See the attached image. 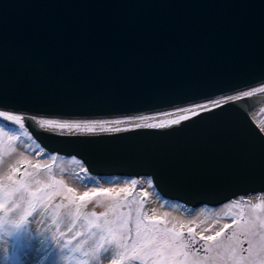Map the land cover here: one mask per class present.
I'll list each match as a JSON object with an SVG mask.
<instances>
[{
    "label": "water",
    "instance_id": "1",
    "mask_svg": "<svg viewBox=\"0 0 264 264\" xmlns=\"http://www.w3.org/2000/svg\"><path fill=\"white\" fill-rule=\"evenodd\" d=\"M262 81L264 0H0L1 107L125 115ZM263 100H229L164 128L25 127L92 174L147 175L166 198L218 205L264 191V133L249 114Z\"/></svg>",
    "mask_w": 264,
    "mask_h": 264
},
{
    "label": "rangeland",
    "instance_id": "2",
    "mask_svg": "<svg viewBox=\"0 0 264 264\" xmlns=\"http://www.w3.org/2000/svg\"><path fill=\"white\" fill-rule=\"evenodd\" d=\"M223 102L217 103V105ZM264 100L253 109H257L253 111L254 121L260 126V128L264 131ZM216 105V106H217ZM212 106H203L196 107L193 109L187 110L185 113L180 115L168 116L161 119H145L140 121L139 125H151V124H159L163 123L166 126L171 124L173 120H181L182 117H190L193 116V113H197L201 110L208 109ZM4 119L0 117V128H4L5 132L8 135H0V186H3L5 189L12 187V182L7 180L9 175L13 176L14 180L24 179L26 181H32L34 179L40 180L43 183H50L54 178L57 181H63V185H55L56 189L61 191L64 190V185L67 187L73 188L75 190L74 195L79 196L84 192H91L97 188L105 189L101 187L102 181L105 182H118V181H129V185H115L112 189L113 194L112 197L106 196H98L94 198L91 202H85L82 207V212L90 213L95 211L96 213H101L107 210L110 204L116 203L119 204L118 208L119 213H128L131 212L132 221L134 223L135 218L137 216V209H140L141 215L147 214L149 217H157L162 218V222L160 223L161 227H169L171 228L172 223H168L165 221L166 219L160 215H152L151 212L147 209L149 206V194L147 190L139 184V179L137 177L119 175V176H107V179L104 177L100 179L99 176L93 177L92 173H89L83 165V162L79 158L75 157H67L64 155L58 154H43L44 148L31 136L28 130L25 128H21L19 125L14 124L11 121L2 122ZM5 120V119H4ZM68 124V123H67ZM83 126V125H82ZM130 125L123 124L119 127H104L102 130L113 131L116 129H124ZM95 131H99L96 126H93ZM49 129L63 131L65 132H87L81 129H59L57 127H49ZM94 131V132H95ZM17 136V140H9V136ZM24 146V147H23ZM21 148L25 149L24 152L27 154H20ZM35 153H39L40 158L45 159L44 163H39L36 157L32 156ZM40 165L39 169H36L34 165ZM13 168H19L20 171L13 173ZM32 173V176L25 175L24 173ZM119 177V178H116ZM127 177V178H126ZM135 180L137 183L135 185L132 184V181ZM74 181V182H73ZM91 181L94 186L88 188L87 184ZM148 182L150 188L152 190H156L152 183L151 177H148ZM76 183V184H75ZM85 185V186H83ZM82 186V187H81ZM32 187L35 188L37 185L32 184ZM121 189H126V191H120ZM119 193L116 196V193ZM3 197V192L0 191V198ZM163 204L168 207H187L184 203L169 199L160 195ZM63 203L67 205L66 207H62L59 209L60 218L59 223L60 227L57 230L56 226L52 223V209L56 204ZM141 204L143 207L141 208ZM252 205H262L259 208H253ZM204 212L210 214L215 221L216 219L219 221V226L216 229H208V228H199L197 225H188L184 226L181 222L175 225L178 229L181 225L184 226L183 230L185 232V237H187V229L193 228L195 233H203L204 235H213L215 231H218L223 227L224 224H232L233 218H235L239 223L233 226L230 229H227V235L230 236L232 232H236L241 239H243V228L244 223L256 220L257 221V233L259 232L258 228V220L259 218H264V192L263 193H255L252 196H236V199L229 200L222 205H209L202 204L199 205ZM189 208V207H188ZM75 211V205L69 204L67 199H63L60 196L55 197L52 201L49 209L47 211H43L38 209L37 212L33 214L32 217H29L30 223L28 224V235L29 241L27 247H25L22 243L17 241L16 237H9L5 235L3 232H0V249L4 252L3 257H0V264H78L79 260L89 261V264H112L111 255L112 253H104L98 259H94L92 254V248L96 243L98 237L93 236L91 232L87 230L86 222L81 218L77 221L76 226L72 229L71 232L68 231V227L70 225L72 217L68 214L69 211ZM3 213H0L2 215ZM242 214V215H241ZM109 219H113L114 216L111 212H109ZM155 221H146V223H152ZM80 230L84 232V236L78 237L76 240H73L71 244L66 245V241L71 238V236L75 233V231ZM60 232H64L65 236H60ZM55 236L59 243L53 239ZM219 242L224 245L229 244L227 236H222L217 238ZM254 244H258L259 235H256L254 238ZM86 240L87 242L82 245L81 251H75V246L81 241ZM202 243V242H199ZM213 244L214 242H209ZM197 245H193L196 247ZM247 241L244 243V247H247ZM5 249L7 252L5 253ZM216 249H213L212 253H209V257H213L216 255ZM222 251V249L220 250ZM88 252V256H84L83 253ZM243 255H247V253H243ZM255 256V249H254ZM200 258L205 257V253L201 251L199 253ZM139 264V262H136ZM207 264H211V260L207 261ZM217 264H231V261H221L217 260ZM247 264V261L244 262Z\"/></svg>",
    "mask_w": 264,
    "mask_h": 264
},
{
    "label": "snow or ice",
    "instance_id": "3",
    "mask_svg": "<svg viewBox=\"0 0 264 264\" xmlns=\"http://www.w3.org/2000/svg\"><path fill=\"white\" fill-rule=\"evenodd\" d=\"M257 93H264V87L257 88L255 91L245 92L243 96L235 97V99H244L245 97H253ZM232 99V98H229ZM218 107L220 105H217ZM196 113H193L195 115ZM0 117H3L7 121H11L21 128L25 126L26 120H35L34 117H23L19 115H10L7 112L0 111ZM181 119L187 120L188 117H182ZM179 120H173L172 124H179ZM39 125L42 128L57 127L59 129H81L82 125L58 123L51 119H41ZM170 126V125H167ZM140 127V125H136ZM145 127L152 128H164L165 124H151L145 125ZM83 130L91 133L95 129L89 124L83 125ZM119 131V129H116ZM59 135L61 133H53ZM0 135H8L4 128H0ZM18 137L13 135L9 136V140H17ZM36 169L40 168V165H34ZM19 168H13L12 172H19ZM25 175L32 176V173H24ZM7 180L12 182V187L5 189L0 186V191L3 192V197L0 198V232H3L9 237H16L17 241L22 243L25 247L28 245V224L30 223L29 217H32L38 209L47 211L49 206L55 197L60 196L63 199H67L69 204L75 205V211H69V215L72 217L68 231L71 232L76 226V223L81 218L86 222V227L93 236H97L98 239L92 248V254L94 259H98L104 253L111 252L112 264H207L210 259L211 264H217V260L231 261V264H264V218L257 217L259 232L257 229V221H249L244 223L243 239L236 233L232 232L230 236L227 235L226 230L237 225L239 222L233 218L232 224H224L222 228L215 231L213 235H204L203 233H195L193 228L187 229V237L183 230L184 226L181 225L178 229L175 225L171 228L161 227L160 223L162 218L149 217L146 213L141 215L140 209H137V216L133 223L131 212L119 213L117 210L120 207L119 204L112 203L109 205L106 211L96 213L92 211L90 213L82 212V207L85 202H91L98 196L112 197V189H100L97 188L91 192H84L82 195H74L75 190L73 188L64 185V190L61 191L55 188V185H63V181H57L54 178L50 183H43L40 180L26 181L24 179L14 180L12 175L7 177ZM137 182L132 181L135 185ZM32 184L37 185L33 188ZM120 191H126L121 189ZM119 193H116L118 196ZM67 205L60 203L56 204L52 209V223L59 230L60 212L59 209L66 207ZM262 205H252L253 208H259ZM143 205L141 204V208ZM109 212L114 216L113 219H109ZM242 215V214H241ZM146 221H155L152 223H146ZM259 235L258 244H254V237ZM60 236H65L64 232H60ZM84 236V232L77 230L66 241L67 244H71L73 240L78 237ZM227 236L229 244L224 245L219 242L217 238ZM53 239L59 243V240L53 236ZM247 241V247H244V243ZM86 240H81L76 246L75 251H81L82 245ZM202 242V243H199ZM209 242H214L210 244ZM193 245H197L193 247ZM216 249V255L209 257L208 254ZM222 249V251H220ZM255 249V256H254ZM5 253L7 249L4 250ZM203 251L205 253L204 258L199 257V253ZM247 253V255H243ZM84 256H88V252L83 253ZM78 264H89V261L79 260Z\"/></svg>",
    "mask_w": 264,
    "mask_h": 264
},
{
    "label": "bare ground",
    "instance_id": "4",
    "mask_svg": "<svg viewBox=\"0 0 264 264\" xmlns=\"http://www.w3.org/2000/svg\"><path fill=\"white\" fill-rule=\"evenodd\" d=\"M261 87H264V81L258 82L257 84H254L251 86H246V87L241 88L240 90H237L234 92H228L225 94L216 95V97H212L209 99H202V100H197L194 102H188V103H184V104H180V105H175V106H170V107L155 109V110H149V111H146V110L145 111H139V112L135 111L132 113H126L125 115H113V116H95V115H93V116H86V117H81V116H68L67 117V116L43 114V113L35 114V112L23 111V110H18V109L12 110L11 108H6L3 106L2 107L0 106V111L7 112L10 115H19V116H23V114H29L30 116L35 118L36 122L38 123L37 125H39V121L41 119H51V120L57 121L58 123H68V124L79 123L81 125L89 124L91 126H96L97 129L99 130V131H95V132H91V133L80 132L82 134H85V133L86 134L113 133V132H117V131L113 130V131H106L105 132V130H102V129L106 126L107 127L112 126V127L116 128V127H119L123 124L130 125L124 129L118 128L119 131H124V130L126 131L128 129L136 128V125H139L140 121H143L145 119L146 120L147 119H153V118L161 119V118H165L168 116L180 115V114L185 113L189 109H193L196 107H203L205 105L214 107L217 105V103L226 102L229 100H234L235 97L243 96V94L245 92L255 91V89L261 88ZM229 98H232V99H229ZM260 103H258V105ZM260 106L264 107V103H263V105H260ZM258 108L256 110L255 109H252V110H255L257 112ZM252 110L249 112V114H250V117L254 121V118H253L254 114H253ZM1 121L6 123V120H4V119H2ZM140 127H145V125H140ZM258 127L260 128V126H258ZM137 128H139V127H137ZM26 129L28 130V128H26ZM47 129H49V128H47ZM28 132L30 133L29 130H28ZM59 132H61V131H59ZM262 132L264 133L263 130H262ZM61 133H64V132L62 131ZM66 133L70 134V131L66 132ZM71 133H75V132H71ZM31 136L33 138H35V136H33L32 134H31ZM24 150L25 149L21 148L20 154L21 155L24 154L25 156H27V154H25ZM49 153L62 155V154H59L57 152L56 153L50 152L49 150L44 148L43 154H49ZM39 155H40L39 153H35L32 156L33 157L35 156L37 161H39V163H44L46 160L40 158ZM67 157H75V156L70 155ZM83 165L86 168V165L84 162H83ZM86 170H87V168H86ZM97 175L99 176L100 179H103L104 177L107 179V176H113V175H99L98 173L97 174L94 173L93 177L95 178V176H97ZM114 176H119V175H114ZM148 177L149 176H147V175H140L137 177V179H139V184H141L147 190V192L149 194V200H148L149 206L147 207V209L149 210V212H151L152 215L163 216L166 219L165 221H168V223H170V224L172 223V225H177V223L181 222L184 226L197 225L199 228H208V229H216L219 226V221L217 219L214 221L212 216L210 214H207L206 212H204L201 209L203 207H200L198 205L192 206V205L184 203L185 205H187V207H183V208L168 207V206L164 205L163 201L160 198V195H161L160 191L157 188H156V190H152L150 188V185L148 182ZM116 178H119V177H116ZM101 183H102L101 187H103V188H113L115 185H118V184L119 185H129L130 182L129 181H118V182L102 181ZM152 183H153V181H152ZM83 186H85V185H83ZM87 186H88V188H90V187L94 186V184L91 183V181H89ZM263 192L264 191L259 192V193H263ZM253 194L254 193H252L250 195L252 196ZM243 196H246V195H243ZM232 199H236V197L232 198ZM232 199H230V200H232ZM227 201H229V200H227ZM227 201H225V202H227ZM225 202H223V203H225ZM222 204L220 203V204H218V206L222 205ZM3 254H4V252H2V250L0 249V257H3Z\"/></svg>",
    "mask_w": 264,
    "mask_h": 264
}]
</instances>
